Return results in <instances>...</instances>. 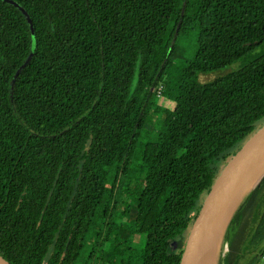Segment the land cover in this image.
Masks as SVG:
<instances>
[{
  "label": "trees",
  "instance_id": "1",
  "mask_svg": "<svg viewBox=\"0 0 264 264\" xmlns=\"http://www.w3.org/2000/svg\"><path fill=\"white\" fill-rule=\"evenodd\" d=\"M262 121L264 0H0V254L76 264L100 213L85 264H175L171 243ZM257 195L232 264H262L264 179Z\"/></svg>",
  "mask_w": 264,
  "mask_h": 264
},
{
  "label": "water",
  "instance_id": "2",
  "mask_svg": "<svg viewBox=\"0 0 264 264\" xmlns=\"http://www.w3.org/2000/svg\"><path fill=\"white\" fill-rule=\"evenodd\" d=\"M134 74L133 84L137 78V69ZM263 157L264 121L230 154L203 193L182 233L175 264H195L203 236L211 219ZM0 264H10V262L0 254Z\"/></svg>",
  "mask_w": 264,
  "mask_h": 264
},
{
  "label": "rangeland",
  "instance_id": "3",
  "mask_svg": "<svg viewBox=\"0 0 264 264\" xmlns=\"http://www.w3.org/2000/svg\"><path fill=\"white\" fill-rule=\"evenodd\" d=\"M174 63L179 64L177 59H174ZM233 66H236V65H233ZM172 72H175V69ZM218 74L220 73L217 72V74L215 73H207V74H202V75L200 74L198 78L200 82H205V81L211 80ZM156 103L159 105H158V110L153 113L154 115L153 125L154 126L157 125V121L155 118L163 117L165 115V112L167 111L165 109L166 107L169 109L172 108V103L165 96L158 97L156 99ZM148 132H152V135H154L155 133V131L152 128L148 130ZM149 144H153V142H149ZM150 147L151 145L147 146V152L145 153V156H144L145 162H147L149 159V155L151 151ZM263 179H264V171H262L261 174H258L255 178H253L250 181L249 185L245 187L246 189L243 192V195L240 199L239 204L241 203L244 197L246 198L244 199V202L239 206V208L236 209L233 216H231L230 218V221H229L230 223L228 224L225 230L223 239H221L222 246L220 243L219 250L217 253V258H216V264H232L234 261V258L240 253V251L244 250V246L241 243V241L245 237L246 238L249 237L253 229L252 220H256L258 218V200H259L258 198L259 197L257 195V189L259 188L260 182ZM134 183H135V178L129 179L127 177L125 186L130 184V186L132 187L134 186ZM99 217H100V213H97L94 219V222L91 225V230L86 237V240L84 242L80 255L78 259L76 260V264H85V262L87 261L89 257V254L92 249V243H93L91 240V235H92V231L100 225ZM142 245H143V236L134 238L131 244V248L125 250L124 257L131 259L132 262H135V260L139 259L140 249L142 248ZM229 247L232 249H230ZM171 248L174 250H178L176 242L171 243ZM258 250H259V247H258ZM244 263H245V260L241 259L238 264H244ZM261 263L264 264L263 258H262Z\"/></svg>",
  "mask_w": 264,
  "mask_h": 264
},
{
  "label": "bare ground",
  "instance_id": "4",
  "mask_svg": "<svg viewBox=\"0 0 264 264\" xmlns=\"http://www.w3.org/2000/svg\"><path fill=\"white\" fill-rule=\"evenodd\" d=\"M262 171H264V157L253 167L245 180L224 202L211 219L203 236L195 264H216L217 253L221 243L224 227L236 210L243 192L246 189L245 187L249 185L253 178H255L258 174H261Z\"/></svg>",
  "mask_w": 264,
  "mask_h": 264
},
{
  "label": "built area",
  "instance_id": "5",
  "mask_svg": "<svg viewBox=\"0 0 264 264\" xmlns=\"http://www.w3.org/2000/svg\"><path fill=\"white\" fill-rule=\"evenodd\" d=\"M263 258H264V255H263Z\"/></svg>",
  "mask_w": 264,
  "mask_h": 264
}]
</instances>
